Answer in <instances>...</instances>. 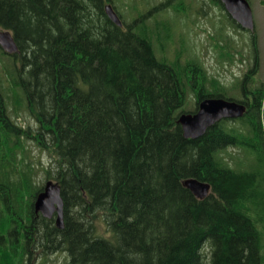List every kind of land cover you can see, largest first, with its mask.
Segmentation results:
<instances>
[{"label":"trees","instance_id":"obj_1","mask_svg":"<svg viewBox=\"0 0 264 264\" xmlns=\"http://www.w3.org/2000/svg\"><path fill=\"white\" fill-rule=\"evenodd\" d=\"M185 1L165 8L186 16ZM105 2L0 0V30L18 46H0V264L58 252L68 264H264L253 217L264 210V82L254 70L230 87L250 99L244 118L186 138L178 120L195 112L189 98H233L229 88L182 37L168 56L174 22L154 29L118 10V26ZM24 114L34 124L20 123ZM237 149L260 158L236 169ZM190 178L210 194L196 197ZM50 180L62 229L35 211Z\"/></svg>","mask_w":264,"mask_h":264},{"label":"rangeland","instance_id":"obj_2","mask_svg":"<svg viewBox=\"0 0 264 264\" xmlns=\"http://www.w3.org/2000/svg\"><path fill=\"white\" fill-rule=\"evenodd\" d=\"M166 1L167 0H114V2L111 3L115 6L116 10H120L124 13V16L129 20L130 18L138 17V15L142 13L141 16L138 17V20H141V22L148 20L147 23L154 29H156L158 23L162 25V23L168 21L174 22L177 43L170 47L168 56H174L176 49L180 47L178 40L182 37V39L185 40V46L188 50L187 55L198 58L208 69L209 74L216 77L222 84L229 88V96L237 99L242 98L241 92H238V90L231 91L230 87L234 86L242 74L250 68V58L254 55L255 51L257 52L258 64L260 66L259 74L256 77V83L260 84L264 82V0H249L256 23L253 44L250 39V34L245 31L238 34L236 30L231 32V30L223 28L222 33L219 34L218 25L220 21L217 16L219 9L213 6L207 8L204 12L200 7V0H190V2L186 0L184 5L189 8V12L186 13V16H176L175 18L172 10L160 7V4L162 5ZM177 1L178 0H171L173 3ZM176 4H178V2ZM156 7L158 9H154ZM219 45H223L227 54L232 55L233 59H231V62L227 61L230 59H220ZM195 107L196 100L191 96L189 98L188 109L194 111ZM22 118L23 120L19 119V122L24 126L29 121L31 124H34L26 114H24ZM28 145L29 155L32 160L46 165L48 158L42 154L34 144L29 143ZM230 151H234V149ZM250 153H252L251 156ZM260 154V150L258 149H249V151L237 149L234 153L235 160L232 165L236 169L240 170V168H243L247 170L251 168V162L254 163L260 158ZM39 167L41 166L39 165ZM260 172L263 173L264 169H260ZM253 217L261 233L262 244L264 246V210H256ZM262 253L264 254V249ZM31 264H68V257L62 252L50 254L45 258L33 256Z\"/></svg>","mask_w":264,"mask_h":264},{"label":"water","instance_id":"obj_3","mask_svg":"<svg viewBox=\"0 0 264 264\" xmlns=\"http://www.w3.org/2000/svg\"><path fill=\"white\" fill-rule=\"evenodd\" d=\"M228 13L244 28L254 29V16L248 0H221ZM107 16L118 26L123 23L113 9L112 5L105 7ZM0 46L9 54L18 52V46L9 31H0ZM247 106L236 101L223 98H209L200 103L196 113H184L178 123L181 125L186 138L196 139L202 137L207 130L223 119H237L244 117ZM185 187L190 189L196 197L206 198L211 192V185L190 178L183 181ZM36 213H41L46 218H53L56 214V225L64 228V201L61 196L60 186L53 181L45 184L44 190L35 201Z\"/></svg>","mask_w":264,"mask_h":264},{"label":"flooded vegetation","instance_id":"obj_4","mask_svg":"<svg viewBox=\"0 0 264 264\" xmlns=\"http://www.w3.org/2000/svg\"><path fill=\"white\" fill-rule=\"evenodd\" d=\"M200 4H201L200 7L204 10V12L206 11L207 8L212 7V6L214 8L219 9V11H218L219 13L217 15L219 18V21H220V24L218 25L219 30H223V28H226L227 30H231V32L236 30V29L238 30V32H241V33L243 31L248 32V34H250V36H251L250 39H251L252 44L254 43L255 30L251 31L249 29H245L241 24H239L235 19H233V17L226 11L225 5L221 0H200ZM218 48L220 50V59L221 60L230 59L227 61L231 62V59H233L232 55L227 54V51H226V49H224L223 45H219ZM253 50H254V48H253ZM250 60H251L250 68H248V70L242 74V76L240 77L238 82L245 81L247 76L251 72H253L254 70L256 71V75L259 74L260 66L258 64V56H257L256 51L254 52V55L251 56ZM244 96L247 97V95L243 92L242 99L240 101L243 103H246L250 99L249 98H243ZM203 100H205V99H202L201 101H203Z\"/></svg>","mask_w":264,"mask_h":264},{"label":"bare ground","instance_id":"obj_5","mask_svg":"<svg viewBox=\"0 0 264 264\" xmlns=\"http://www.w3.org/2000/svg\"><path fill=\"white\" fill-rule=\"evenodd\" d=\"M258 102V101H257ZM200 181V180H199ZM205 183V182H204ZM209 184V183H208ZM249 190V189H248ZM247 191V190H246ZM250 191V190H249ZM253 191V190H252ZM256 191V190H255ZM258 191V190H257ZM247 194V193H246ZM248 194H252V193H248ZM254 194V193H253ZM257 194V193H256ZM246 197V196H245ZM252 197V196H251ZM250 198V197H249ZM254 197H252V199H253ZM248 199V198H247ZM247 199H245L246 201H247ZM255 199V198H254ZM256 200V199H255ZM250 201H251V198H250ZM239 202V201H238ZM245 204V203H244ZM13 209V208H12ZM150 228V227H149ZM155 230V229H154ZM153 230V231H154ZM156 232V231H155ZM153 234V233H152ZM155 235V234H154ZM148 246V245H147ZM149 250V249H148ZM147 251V250H146ZM198 255V254H197ZM260 262H261V260H260ZM260 264V263H259Z\"/></svg>","mask_w":264,"mask_h":264}]
</instances>
